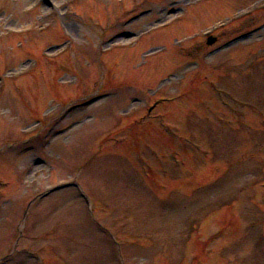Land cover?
Here are the masks:
<instances>
[{"label":"rangeland","instance_id":"rangeland-1","mask_svg":"<svg viewBox=\"0 0 264 264\" xmlns=\"http://www.w3.org/2000/svg\"><path fill=\"white\" fill-rule=\"evenodd\" d=\"M0 264H264V0H0Z\"/></svg>","mask_w":264,"mask_h":264},{"label":"water","instance_id":"water-1","mask_svg":"<svg viewBox=\"0 0 264 264\" xmlns=\"http://www.w3.org/2000/svg\"><path fill=\"white\" fill-rule=\"evenodd\" d=\"M215 37L210 36L208 39V42L210 43L212 40H214Z\"/></svg>","mask_w":264,"mask_h":264},{"label":"flooded vegetation","instance_id":"flooded-vegetation-1","mask_svg":"<svg viewBox=\"0 0 264 264\" xmlns=\"http://www.w3.org/2000/svg\"><path fill=\"white\" fill-rule=\"evenodd\" d=\"M207 37V36H206Z\"/></svg>","mask_w":264,"mask_h":264}]
</instances>
